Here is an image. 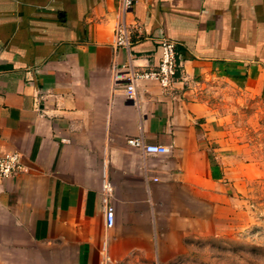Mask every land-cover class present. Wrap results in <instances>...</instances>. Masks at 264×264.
<instances>
[{"label":"crops","instance_id":"obj_1","mask_svg":"<svg viewBox=\"0 0 264 264\" xmlns=\"http://www.w3.org/2000/svg\"><path fill=\"white\" fill-rule=\"evenodd\" d=\"M119 4L0 0V153L26 166L0 176V264H187L209 236L227 153L198 87L264 91V0H135L130 49L113 45ZM166 38L179 78L130 99L126 67L155 66Z\"/></svg>","mask_w":264,"mask_h":264},{"label":"rangeland","instance_id":"obj_2","mask_svg":"<svg viewBox=\"0 0 264 264\" xmlns=\"http://www.w3.org/2000/svg\"><path fill=\"white\" fill-rule=\"evenodd\" d=\"M198 92L224 133L226 187L223 201L210 192L209 236L187 264H264V91L211 79Z\"/></svg>","mask_w":264,"mask_h":264},{"label":"built area","instance_id":"obj_3","mask_svg":"<svg viewBox=\"0 0 264 264\" xmlns=\"http://www.w3.org/2000/svg\"><path fill=\"white\" fill-rule=\"evenodd\" d=\"M135 0H120L117 23L114 30V47L132 46V38L127 24V15L132 11ZM161 51L160 60L155 66L143 70H135L132 66H127L129 73V83L127 85V95L130 99L136 97V81L137 80H156L164 89L171 88L179 78L180 62L176 42L173 39L166 38L159 42ZM129 143L138 148H142L145 152L165 154L169 148L162 144H145L142 137L130 138ZM26 168L22 154L20 152H4L0 153V176L11 177ZM106 217L108 226L114 224L115 211L111 205L107 206Z\"/></svg>","mask_w":264,"mask_h":264}]
</instances>
